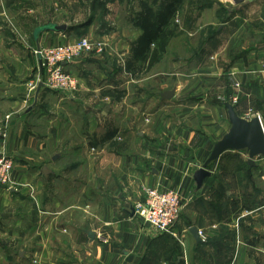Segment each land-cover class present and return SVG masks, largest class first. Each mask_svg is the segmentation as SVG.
<instances>
[{
  "label": "crops",
  "instance_id": "1",
  "mask_svg": "<svg viewBox=\"0 0 264 264\" xmlns=\"http://www.w3.org/2000/svg\"><path fill=\"white\" fill-rule=\"evenodd\" d=\"M216 4L222 14L214 10L202 25L198 13L182 17V3L163 60L138 77L122 62L140 30L129 23L126 34L109 36L112 43L97 37L104 53L86 52L65 66L78 81L70 94L30 90L42 74L40 58L0 51L7 54L0 56V127L10 116L6 152L16 183L0 186V264H264L257 190L264 156L251 166L245 151H227L201 184L194 177L229 129L225 102L244 118L257 115L264 129V0ZM60 39L34 38L36 48ZM167 61L175 67L168 100L176 106L162 113ZM148 187L184 199L170 232L134 214Z\"/></svg>",
  "mask_w": 264,
  "mask_h": 264
},
{
  "label": "rangeland",
  "instance_id": "2",
  "mask_svg": "<svg viewBox=\"0 0 264 264\" xmlns=\"http://www.w3.org/2000/svg\"><path fill=\"white\" fill-rule=\"evenodd\" d=\"M229 1L232 2L231 0H184L182 17L192 18L195 13H198L200 14L199 24H207V21L215 18L217 10L222 14V9L220 8H223V6L217 5L216 2L218 4H226ZM136 10H138L137 0H0V51L4 52L6 49L7 53H9L10 50L24 49L31 54L33 52V55H35V36L39 37L42 34L49 33L59 35L61 42H64L67 36L68 38L105 36L104 38H109L110 40L109 36L122 35L123 32L126 34L131 29L132 26L130 27L128 22L129 15L130 12ZM84 22L90 23L81 29L80 32L77 30L66 32L64 34L66 37L64 38L62 37L63 33L44 29V26L49 24L67 25L68 27ZM3 52L0 53V56H3ZM4 56H7V54L5 53ZM171 57L173 58V56ZM119 59L120 57H118ZM6 62L9 66L8 60ZM165 65L166 68L162 67V92L165 88L172 90L176 83L174 81L175 67L172 62L167 61ZM158 68L159 66L154 70ZM168 77L170 78L168 79ZM32 79L34 82L30 85L38 86V77H33ZM149 81L150 79L143 82L140 81L134 85L145 86V82ZM138 94L140 97L142 95V98L145 95V93ZM155 104L151 103V106ZM175 106V102L172 99L163 100L162 113H170V110L175 108ZM124 111L127 113L126 108H124ZM171 121L175 123L176 120L172 118ZM258 162H261V160L256 159V164ZM229 189L232 196L237 195L236 188L232 187ZM257 190L264 194V184Z\"/></svg>",
  "mask_w": 264,
  "mask_h": 264
},
{
  "label": "built area",
  "instance_id": "3",
  "mask_svg": "<svg viewBox=\"0 0 264 264\" xmlns=\"http://www.w3.org/2000/svg\"><path fill=\"white\" fill-rule=\"evenodd\" d=\"M106 46L104 38L90 36L71 38V40L51 46H38L35 48L34 54L40 58L42 74L38 78L37 84L40 83L45 88L55 91L73 93L78 87V81L65 66L83 53H104ZM262 73L264 77V64ZM35 88L36 86H30V90ZM233 100L236 101L237 97H234ZM9 119L10 116H6L5 122H7L0 127V186L13 188L16 184L13 180L14 164L6 152ZM183 201L182 196L175 190L148 187L144 189L142 199L134 204L133 210L135 215L156 230L170 232L182 212ZM200 235L202 236L201 232Z\"/></svg>",
  "mask_w": 264,
  "mask_h": 264
},
{
  "label": "trees",
  "instance_id": "4",
  "mask_svg": "<svg viewBox=\"0 0 264 264\" xmlns=\"http://www.w3.org/2000/svg\"><path fill=\"white\" fill-rule=\"evenodd\" d=\"M137 2L138 10L130 12L128 22L140 30V34L130 42L129 52L122 62L124 72L130 74L132 78L149 72L163 60L176 31L172 20L180 10L183 0H137ZM89 23L70 25L66 32L75 30L80 32ZM105 139H110V136L104 137L102 141ZM90 140L92 143L95 141L93 138ZM113 145L115 143L111 142L110 146ZM241 221L242 219L239 223Z\"/></svg>",
  "mask_w": 264,
  "mask_h": 264
},
{
  "label": "water",
  "instance_id": "5",
  "mask_svg": "<svg viewBox=\"0 0 264 264\" xmlns=\"http://www.w3.org/2000/svg\"><path fill=\"white\" fill-rule=\"evenodd\" d=\"M244 0H232L237 4ZM44 29L53 32L64 33L67 30V25L49 24L44 26ZM42 84H39V86ZM174 90H166L162 93V99H169L172 97ZM229 121V129L227 132L217 140L212 147V150L199 168L195 172V179L198 184L202 183V178L207 174L206 169L209 165L218 160L221 154L227 151H245L248 156L249 165H254L255 158L264 156V129L260 118L254 115L252 118H244L236 112L234 105L230 102L224 104ZM45 173V171H44ZM192 233L196 237L197 229L192 228Z\"/></svg>",
  "mask_w": 264,
  "mask_h": 264
}]
</instances>
